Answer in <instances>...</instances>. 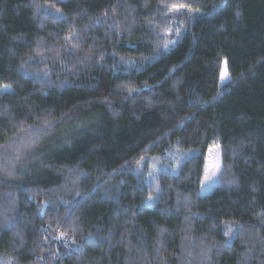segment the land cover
Segmentation results:
<instances>
[{
  "label": "trees",
  "instance_id": "trees-1",
  "mask_svg": "<svg viewBox=\"0 0 264 264\" xmlns=\"http://www.w3.org/2000/svg\"><path fill=\"white\" fill-rule=\"evenodd\" d=\"M0 264H264V0H0Z\"/></svg>",
  "mask_w": 264,
  "mask_h": 264
},
{
  "label": "rangeland",
  "instance_id": "rangeland-1",
  "mask_svg": "<svg viewBox=\"0 0 264 264\" xmlns=\"http://www.w3.org/2000/svg\"><path fill=\"white\" fill-rule=\"evenodd\" d=\"M171 10V14H178L182 10L183 12H189L188 9H185V7H179L178 5H173ZM166 33H170V30L167 29ZM166 37H168L166 35ZM169 43V40L166 39L165 46ZM222 77H224L222 79ZM228 75L225 70L224 61L222 63L221 69H220V82H224L227 79ZM191 149L190 148H179L174 147L170 151L166 152L163 157H160L159 155H147L142 157L136 164V169H139L138 171L143 172L144 168V175L146 177V181L149 187L153 188L155 192L157 191V184L155 180V174L156 172L161 168H168L169 170H172L173 172L176 171V168L179 164V162L182 160L184 156H187L190 154ZM144 161L146 163H144ZM219 164V171L216 170V165ZM221 152L218 144L211 143L206 150L205 158H204V165H203V173L202 177L199 183V193H205L208 192L212 186L218 181V177L221 172ZM215 173V174H214ZM154 197V193L149 194V198L147 200V203H151Z\"/></svg>",
  "mask_w": 264,
  "mask_h": 264
},
{
  "label": "snow or ice",
  "instance_id": "snow-or-ice-1",
  "mask_svg": "<svg viewBox=\"0 0 264 264\" xmlns=\"http://www.w3.org/2000/svg\"><path fill=\"white\" fill-rule=\"evenodd\" d=\"M179 7H181V8H182V7H183V5H179ZM223 78H224V77H222V79H223ZM5 87H8V86H5ZM215 167H216V170H217V171H219V167H220V166H219V164H217ZM214 174H215V173H214ZM61 235H64V234H63V233H61Z\"/></svg>",
  "mask_w": 264,
  "mask_h": 264
}]
</instances>
